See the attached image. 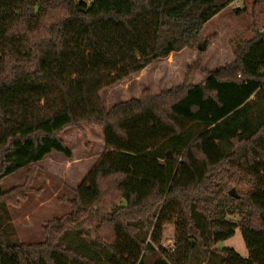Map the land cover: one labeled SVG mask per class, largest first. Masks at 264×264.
Listing matches in <instances>:
<instances>
[{"label": "trees", "instance_id": "obj_1", "mask_svg": "<svg viewBox=\"0 0 264 264\" xmlns=\"http://www.w3.org/2000/svg\"><path fill=\"white\" fill-rule=\"evenodd\" d=\"M235 1L0 0V206L27 191L5 193L7 176L29 168L30 181L53 151L72 157L66 128L98 125L105 142L71 213L47 223L43 242L0 234V264H188L196 248L209 264H264V27L198 84L188 69L178 86L109 109L99 95L157 59L201 50L200 31ZM168 216L175 252L157 251ZM89 218L91 240L77 228ZM237 228L248 257L211 249Z\"/></svg>", "mask_w": 264, "mask_h": 264}, {"label": "rangeland", "instance_id": "obj_2", "mask_svg": "<svg viewBox=\"0 0 264 264\" xmlns=\"http://www.w3.org/2000/svg\"><path fill=\"white\" fill-rule=\"evenodd\" d=\"M254 26L264 27V0H236L209 20L200 31L202 50L185 48L167 58L157 59L139 73L102 89L99 95L103 105L109 109L116 103L139 98L145 89H149L152 94H158L164 89L178 86L185 80L188 69H191L190 82L196 72L207 77L208 73L235 59L236 44L252 38ZM199 78V75L195 76L193 82L199 81ZM60 137L72 151L71 158L53 151L37 164L30 181L29 168H22L2 181L5 193L27 186L25 198L19 200L17 206L8 202L0 206V234L8 243L43 242L44 227L51 220L71 213L70 200L74 197L75 190L105 150L101 127L88 122L81 123L80 128H66L60 133ZM249 188L247 184L241 185L236 192L244 194ZM232 218L239 220L237 215ZM164 220L166 223L162 229L153 233L160 235L154 240L157 251L160 244L169 250L170 245H174L177 218L168 216ZM95 227L94 218L82 220L77 225L78 230H81L88 240L95 238ZM140 227L139 236L150 242V236L153 238V235L142 228L141 223ZM224 248H232L241 256H248L239 228L233 237L219 242L211 249L219 252ZM209 252L196 248L188 264H203L209 260Z\"/></svg>", "mask_w": 264, "mask_h": 264}, {"label": "crops", "instance_id": "obj_3", "mask_svg": "<svg viewBox=\"0 0 264 264\" xmlns=\"http://www.w3.org/2000/svg\"><path fill=\"white\" fill-rule=\"evenodd\" d=\"M175 54V53H174ZM233 59V58H232ZM199 75L200 78L198 79L199 81H196L195 83L193 82V79L195 78V76ZM206 77H204L203 75L198 74L197 72L195 73V75L193 76V78L191 79V83L192 84H198L200 82H202ZM248 257V256H247ZM203 264H207V260L203 263Z\"/></svg>", "mask_w": 264, "mask_h": 264}, {"label": "water", "instance_id": "obj_4", "mask_svg": "<svg viewBox=\"0 0 264 264\" xmlns=\"http://www.w3.org/2000/svg\"><path fill=\"white\" fill-rule=\"evenodd\" d=\"M200 49H203V44L200 45ZM229 194L235 198L239 197V194L236 192L235 188H232L231 190H229Z\"/></svg>", "mask_w": 264, "mask_h": 264}, {"label": "built area", "instance_id": "obj_5", "mask_svg": "<svg viewBox=\"0 0 264 264\" xmlns=\"http://www.w3.org/2000/svg\"><path fill=\"white\" fill-rule=\"evenodd\" d=\"M263 87H264V82H263ZM170 250H171V252H175V249H174L173 245H170Z\"/></svg>", "mask_w": 264, "mask_h": 264}]
</instances>
